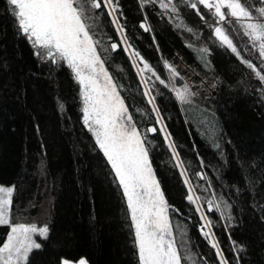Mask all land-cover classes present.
Instances as JSON below:
<instances>
[{
  "label": "trees",
  "instance_id": "16d2710c",
  "mask_svg": "<svg viewBox=\"0 0 264 264\" xmlns=\"http://www.w3.org/2000/svg\"><path fill=\"white\" fill-rule=\"evenodd\" d=\"M173 2L179 11L169 16L158 5L141 9L139 0H119L127 43L165 80L167 87L158 80L148 83L151 95L183 161L194 198H201L197 204L187 201L188 185L163 134H148L160 187L168 204L179 210L170 211L174 238L182 255L195 254L196 264H219L215 249L199 230V205L213 221L212 230L229 264H237V255L239 264H264V210L259 207L264 205V92L257 90L262 85L219 44L196 10L183 0ZM9 7L0 0V185L16 187L14 223L47 224L50 229L48 238L39 240L42 248L30 254L29 264L81 258L87 264H138L122 189L82 123L79 85L63 62L58 66L34 54ZM145 14L150 32L140 28ZM206 19L212 21L210 16ZM87 23L101 41L98 50L105 67L123 86L121 95L136 123L141 129L155 125L156 114L107 10H96ZM231 35L241 56L260 68L258 51L249 54L248 38ZM112 42L120 45L118 51L110 49ZM203 47L209 49L207 54L199 51ZM175 55L207 78L208 86L215 88L213 97L200 91L192 104L178 102L164 66V60ZM208 200L221 204L225 218L207 212ZM8 231L0 226V245ZM232 241L245 250L234 251Z\"/></svg>",
  "mask_w": 264,
  "mask_h": 264
},
{
  "label": "snow or ice",
  "instance_id": "6c2138e0",
  "mask_svg": "<svg viewBox=\"0 0 264 264\" xmlns=\"http://www.w3.org/2000/svg\"><path fill=\"white\" fill-rule=\"evenodd\" d=\"M139 3L141 9L146 5H158L161 10L171 13L179 11L173 0H139ZM183 3L196 10L200 20L205 21L212 29V34L219 44L229 49L254 73L262 85L257 90L264 92V74L261 71L264 69V0H183ZM6 4L10 6L7 10L13 16L18 31L35 49L34 54L41 60H48L58 66L62 62L66 64L73 74L74 81L79 85L82 123L94 137L96 147L111 168L114 181L122 189L133 230V247L136 249L138 264H182V261L196 264L195 254L182 255L177 246L170 211L179 210L168 204L150 157L152 141L149 140L148 134H156L159 131L163 134L173 159L176 160V167L180 169L181 176L185 177L184 183L188 185L187 201L197 204L201 198L199 196L194 198V189L187 179L183 161L179 159L175 144L166 130V125L162 123L163 117L143 73L147 70L160 84L167 87L165 80L157 75L154 68L131 44H127L124 51L132 49L130 59L133 67L137 69V75L141 77V83L145 86L143 95L148 97L152 112L156 114L155 125H160L159 129L155 125L141 129L121 95L123 86L105 67V59L98 50L101 41L95 39L92 26L87 23L93 12L106 9L112 25L120 35V42L127 43L125 27L120 23L123 12L119 0H6ZM198 5H202L206 12L201 11ZM206 16H210L212 21H208ZM147 21L148 17L145 14L140 28L150 32L151 28ZM186 30L193 32L190 27H186ZM232 33H242L243 37L248 38V43L251 44L249 54L258 51L256 59L260 62V68L252 60L241 56L240 50L233 42ZM109 47L112 51H118L120 45L112 42ZM199 51L207 54L209 49L203 47ZM138 60L143 64V68H140ZM165 66L174 77L179 75L167 61ZM173 91L181 104H192L191 97L196 95L191 92L188 85L182 88L173 87ZM59 108H64L62 102ZM216 147L219 148V144H216ZM197 175L201 179L205 178L203 173ZM15 191V185H0V226L9 228L6 239L0 245V264H29L30 254L42 248V243L37 242L36 237L46 240L49 236L50 229L47 224L38 227L32 223L13 222ZM207 204L208 213L219 212L221 218H225L221 204L213 200H208ZM227 207L230 209V205ZM259 207L264 210V205ZM196 211L203 222L199 230L215 249L219 264H229L212 230L213 221L199 205ZM231 218L229 212L227 219ZM229 238L231 239V236ZM232 243L233 250L237 253L245 250L237 242ZM236 259L239 264V255ZM61 264L72 262L62 259ZM78 264H87V261L81 258Z\"/></svg>",
  "mask_w": 264,
  "mask_h": 264
},
{
  "label": "rangeland",
  "instance_id": "374dc122",
  "mask_svg": "<svg viewBox=\"0 0 264 264\" xmlns=\"http://www.w3.org/2000/svg\"><path fill=\"white\" fill-rule=\"evenodd\" d=\"M225 11H227V10L225 9ZM163 12L169 13V16L173 14L170 11H164L163 10ZM118 37L120 39L119 34H118ZM121 44H122L123 48H125V47H127L128 43H121ZM131 51L132 50L129 49L128 52H126V54L129 58L130 62L132 63V61L130 59ZM165 61H167V60H164V66H165ZM137 62L139 63V60ZM167 62L169 65H171L173 68H175L176 72L179 74L178 76L174 77L172 72L169 70V68L165 66L166 76H167L168 82H169L172 90H173V87L182 88L184 85H188L191 92L196 93V95L200 91H206L208 93V95L211 97H213L215 95V88H210L208 86L207 78L196 67L187 65L183 61V59L178 55H175L173 57V59H171ZM139 66H140V68H143L142 63H139ZM134 69L137 73V69L135 67H134ZM143 76L145 79L148 80V83L156 80V78L154 76H152V74L150 72H148L147 70L144 71ZM138 77H139V80L141 82V77L140 76H138ZM142 87L145 91V86L143 84H142ZM148 87H149V85H148ZM196 95L192 96L191 99L193 100L196 97ZM159 127H160V125H159ZM36 239H37V242H39V240L41 238L36 237ZM72 264H78V261L72 262Z\"/></svg>",
  "mask_w": 264,
  "mask_h": 264
},
{
  "label": "water",
  "instance_id": "95a60500",
  "mask_svg": "<svg viewBox=\"0 0 264 264\" xmlns=\"http://www.w3.org/2000/svg\"><path fill=\"white\" fill-rule=\"evenodd\" d=\"M142 29V28H141ZM143 30V29H142ZM144 31V30H143ZM145 32V31H144ZM113 52H116V51H113ZM155 134H151V133H149V136H154Z\"/></svg>",
  "mask_w": 264,
  "mask_h": 264
}]
</instances>
